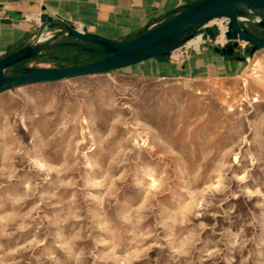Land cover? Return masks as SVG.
<instances>
[{
  "label": "rangeland",
  "instance_id": "obj_1",
  "mask_svg": "<svg viewBox=\"0 0 264 264\" xmlns=\"http://www.w3.org/2000/svg\"><path fill=\"white\" fill-rule=\"evenodd\" d=\"M249 69L0 93V264H264V83Z\"/></svg>",
  "mask_w": 264,
  "mask_h": 264
},
{
  "label": "water",
  "instance_id": "obj_2",
  "mask_svg": "<svg viewBox=\"0 0 264 264\" xmlns=\"http://www.w3.org/2000/svg\"><path fill=\"white\" fill-rule=\"evenodd\" d=\"M251 16L257 21H250ZM227 19L224 47L214 51L222 56L233 57L241 44L250 46L249 56L264 50V0H196L180 9L173 17L148 32L125 42L113 41L73 26H61L46 15L40 16L43 24L35 39L21 49L0 59V93L16 87L51 83L82 76L110 73L152 58H168L170 55L202 33L215 40L220 34L216 28H204L215 19ZM20 13L7 12L2 22L22 20ZM45 29H58L45 44H38ZM67 37L72 41H54ZM60 47H75L90 54L106 58L82 65L64 68H23L8 72L12 67L42 57L48 50ZM235 59L242 61V57Z\"/></svg>",
  "mask_w": 264,
  "mask_h": 264
},
{
  "label": "crops",
  "instance_id": "obj_3",
  "mask_svg": "<svg viewBox=\"0 0 264 264\" xmlns=\"http://www.w3.org/2000/svg\"><path fill=\"white\" fill-rule=\"evenodd\" d=\"M196 0H49L43 4L0 0V59L29 45L42 29L41 15L61 26H73L113 41L125 42L158 26ZM7 12L20 13L22 20L5 24ZM44 30L43 36H48ZM195 38L168 58H152L124 68L147 79L221 81L240 77L247 69L250 46L242 44L232 58L214 51L215 43ZM236 57H242L239 61ZM122 69V70H124ZM121 70V69H120Z\"/></svg>",
  "mask_w": 264,
  "mask_h": 264
},
{
  "label": "built area",
  "instance_id": "obj_4",
  "mask_svg": "<svg viewBox=\"0 0 264 264\" xmlns=\"http://www.w3.org/2000/svg\"><path fill=\"white\" fill-rule=\"evenodd\" d=\"M20 1L43 4L49 0H20ZM227 25H228V20L224 18L215 19L207 23L205 26H203V29L204 28H216L219 31L220 35L213 41L210 40L209 37H207L206 39H202V33H203L202 31L201 33L198 34L201 36V43H206L209 41V42L215 43L217 47H224L227 41L225 40L223 35H224V32L227 31ZM221 35H222V42L218 41V38ZM246 62H247V65L250 66L249 72H251V74L255 78H257L258 80L264 83V52L259 51L258 55L255 53L253 56L247 57Z\"/></svg>",
  "mask_w": 264,
  "mask_h": 264
},
{
  "label": "trees",
  "instance_id": "obj_5",
  "mask_svg": "<svg viewBox=\"0 0 264 264\" xmlns=\"http://www.w3.org/2000/svg\"><path fill=\"white\" fill-rule=\"evenodd\" d=\"M175 14L176 13H173V14L169 15L165 19V21H167L168 19H170L171 17H173ZM106 57L107 56H103V59L106 58ZM227 58H232V57H227ZM69 59H72V62L71 63H68L69 62ZM80 59L81 58H80V56L78 54L70 53V51L67 50L66 47H60V48H53V49L48 50L45 55H43L42 57H39L37 59H34V61L54 62L55 63L54 64V67L55 68L71 67V66H75V65H82V64H87V63L95 62V61L87 60V62H83L82 63V62H80ZM58 62H62V63H66V64L61 65V66L60 65L58 66Z\"/></svg>",
  "mask_w": 264,
  "mask_h": 264
},
{
  "label": "bare ground",
  "instance_id": "obj_6",
  "mask_svg": "<svg viewBox=\"0 0 264 264\" xmlns=\"http://www.w3.org/2000/svg\"><path fill=\"white\" fill-rule=\"evenodd\" d=\"M249 20L250 21H254V22H256L257 21V17H254V16H251L250 18H249ZM195 38H200V42L199 43H201V36L200 35H198L197 37H195ZM195 38H193V39H195ZM50 39V35H48V37L46 38V39H44V40H42V41H38V44H45L48 40ZM192 39V40H193ZM191 41V40H190ZM189 41V42H190ZM218 41H221L222 42V35L218 38ZM188 42V43H189ZM254 102H257V100L256 99H254Z\"/></svg>",
  "mask_w": 264,
  "mask_h": 264
},
{
  "label": "flooded vegetation",
  "instance_id": "obj_7",
  "mask_svg": "<svg viewBox=\"0 0 264 264\" xmlns=\"http://www.w3.org/2000/svg\"><path fill=\"white\" fill-rule=\"evenodd\" d=\"M72 41V40H71Z\"/></svg>",
  "mask_w": 264,
  "mask_h": 264
}]
</instances>
